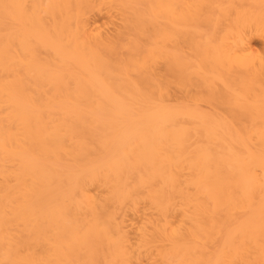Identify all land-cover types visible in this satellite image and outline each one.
I'll list each match as a JSON object with an SVG mask.
<instances>
[{
	"label": "bare ground",
	"instance_id": "6f19581e",
	"mask_svg": "<svg viewBox=\"0 0 264 264\" xmlns=\"http://www.w3.org/2000/svg\"><path fill=\"white\" fill-rule=\"evenodd\" d=\"M0 264H264V0H0Z\"/></svg>",
	"mask_w": 264,
	"mask_h": 264
},
{
	"label": "rangeland",
	"instance_id": "374dc122",
	"mask_svg": "<svg viewBox=\"0 0 264 264\" xmlns=\"http://www.w3.org/2000/svg\"><path fill=\"white\" fill-rule=\"evenodd\" d=\"M254 44L257 48H260L262 43L260 41H256Z\"/></svg>",
	"mask_w": 264,
	"mask_h": 264
}]
</instances>
